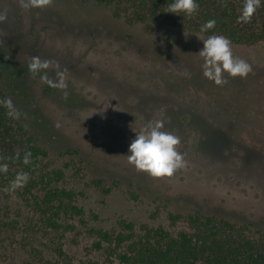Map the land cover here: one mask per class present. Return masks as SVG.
I'll use <instances>...</instances> for the list:
<instances>
[{
	"label": "rangeland",
	"instance_id": "rangeland-1",
	"mask_svg": "<svg viewBox=\"0 0 264 264\" xmlns=\"http://www.w3.org/2000/svg\"><path fill=\"white\" fill-rule=\"evenodd\" d=\"M5 8L0 86L33 122L49 153L43 164L62 169L59 184L75 192L84 215L63 219L76 228L54 230L14 197L5 200L6 217L20 215L0 244V264L100 258L87 229H118L119 220L177 232L187 223L172 216L200 211L264 231V41H231L234 55L253 71L247 78L226 76L220 87L203 77L198 56L201 39L210 35L170 22L150 29L91 0H54L31 10L0 0ZM33 56L68 70L67 99L32 78ZM185 69L190 79L179 75ZM48 74L55 78L54 70ZM154 118L181 138L187 161L164 180L138 173L126 157L136 131Z\"/></svg>",
	"mask_w": 264,
	"mask_h": 264
},
{
	"label": "trees",
	"instance_id": "trees-1",
	"mask_svg": "<svg viewBox=\"0 0 264 264\" xmlns=\"http://www.w3.org/2000/svg\"><path fill=\"white\" fill-rule=\"evenodd\" d=\"M91 1L112 7L116 16L124 17L130 23H143L150 29L170 22L194 33L223 35L238 44L264 41V0L247 24L237 23L243 0H196L199 9L191 18L183 13L167 12L172 0ZM210 20L216 21L215 28L201 33V26ZM4 98L8 95L0 86V99ZM6 111L0 106V155L14 156L19 151L21 161H4L9 163V171L0 173V244L6 240L5 233L13 231L19 224L15 218L16 209L12 217H6L9 216L6 209L11 206L5 200L13 197L47 228H76L75 223H62L65 217L82 220L84 215L75 192L59 184L64 176L62 169L43 164L49 153L40 144L33 122L25 119L23 114L19 120L11 119ZM26 151L32 153L33 160V164L27 166L22 163ZM21 171L30 174L27 185L14 193H5L3 189ZM172 218L175 221L184 219L187 228L177 232L162 226L137 228L126 220H119L118 229L88 228L87 232L94 237L92 249L101 257L70 264H264V231L254 229L251 224L200 211ZM57 251L60 256L65 255L61 246Z\"/></svg>",
	"mask_w": 264,
	"mask_h": 264
},
{
	"label": "clouds",
	"instance_id": "clouds-1",
	"mask_svg": "<svg viewBox=\"0 0 264 264\" xmlns=\"http://www.w3.org/2000/svg\"><path fill=\"white\" fill-rule=\"evenodd\" d=\"M54 0H18V6L22 10L45 9L53 5ZM222 6H227L223 4ZM261 6V0H243L237 23H250L254 14ZM199 5L196 0H172L167 6V12L181 14L191 18L197 13ZM8 19V9L0 10V23ZM215 20L205 22L201 28V33H206L214 29ZM201 39V38H200ZM204 47L199 52L202 60V75L207 80L214 82L217 86H224L228 83L227 77L247 78L253 71L252 65L245 59L234 55L232 42L223 35H210L206 39H201ZM32 78L39 76L40 82L47 86L60 90L63 98L69 96L68 70H61L58 62L48 59H41L33 56L27 65ZM54 70L55 78H51L48 70ZM179 75L191 78V73L185 69ZM0 106L7 111L6 115L14 120H19L22 113L15 107L12 99H0ZM25 118H26V114ZM59 127V125H57ZM136 131V130H135ZM181 138L171 131L165 130L163 119L154 118L149 120L143 127L136 131L135 138L129 145L130 155L127 157L128 164L132 165L138 173H145L157 180L172 178L176 173L187 167L185 155L179 151ZM21 161V154L16 151L14 156L4 157L0 155V173L7 174L9 163L4 161ZM24 165L33 164L32 153L26 151L22 158ZM30 180L28 172H19L12 179L7 187L3 189L5 193H14L27 185Z\"/></svg>",
	"mask_w": 264,
	"mask_h": 264
}]
</instances>
